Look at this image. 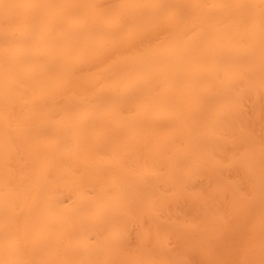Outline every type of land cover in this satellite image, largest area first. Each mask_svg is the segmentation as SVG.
Here are the masks:
<instances>
[{
  "label": "bare ground",
  "instance_id": "1",
  "mask_svg": "<svg viewBox=\"0 0 264 264\" xmlns=\"http://www.w3.org/2000/svg\"><path fill=\"white\" fill-rule=\"evenodd\" d=\"M0 264H264V0H0Z\"/></svg>",
  "mask_w": 264,
  "mask_h": 264
}]
</instances>
